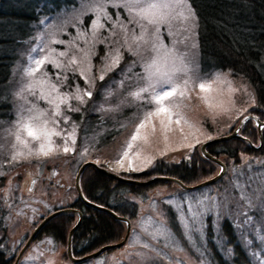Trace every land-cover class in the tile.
I'll use <instances>...</instances> for the list:
<instances>
[{"label":"rangeland","instance_id":"rangeland-1","mask_svg":"<svg viewBox=\"0 0 264 264\" xmlns=\"http://www.w3.org/2000/svg\"><path fill=\"white\" fill-rule=\"evenodd\" d=\"M124 2L125 0H95V2H93V0H78L76 4L70 8L42 17L37 21L35 34L30 40H28L26 46H23V52L14 64L15 66H13L11 72L13 81L12 115L9 121L0 124V164L3 165V175H0V196L3 195L6 190H10V195H12V191L14 190L25 192V205L21 204L22 200H19L17 205H19L18 207L25 209V215H27L28 218H25L22 213L13 216L16 209L10 210V221H13L16 216H22L24 219L20 220V222L18 221L15 229L10 228L7 231L8 255L12 254L13 251L15 254L17 253L19 247L23 243L18 242L21 240L24 241L30 228L38 221V215L45 213V209H41L39 205H44L43 202H45V204L48 203L53 206L56 204V206H59L66 203L67 200L72 199L74 190L71 188V185L73 183L75 169L71 164V157L76 154L80 142H82V146L79 148L80 150L78 149L79 152L77 154L80 153L81 155L82 152L87 150V155L85 156L86 159H92L96 163L99 162V164H103L109 168L117 167L115 164L117 153L121 151L125 141H127L134 132L135 126L139 123V120L143 118L144 112L151 110L142 107L144 99H146L149 94L141 92L139 97H132L129 95L131 92H139L141 88L148 87L149 81L145 79L137 82L136 79L137 73L145 76L147 75L145 73L146 65L152 64L153 72H156L157 69L174 72L176 68L182 66V57L185 54H191L190 58L193 59L198 73L202 77H205L208 82L214 81L213 87L217 90V93H220L221 98L225 101H227L229 97L235 100V108L239 109V114L236 110H233L226 115H217L216 113L209 112L196 96V93L199 91L198 88L192 92L190 102L187 99L184 100V103L188 105V107L183 109V112L186 118L204 134L200 136L201 139H204L206 135L218 137L221 134L229 132V130H231V128L237 123L240 116L245 113L244 110L246 107L253 104V96L249 94L254 92L253 88L241 74H234L229 70H209L207 73L211 75H205L199 72L197 48L192 49L191 47L193 43L196 44V35L194 39L188 41L187 44L181 43V41L184 40V37L188 35L187 30L191 28L192 21L185 19V17L188 16V12L185 8L179 5L178 0H150V2L157 4L166 2L170 6L168 9L170 17L169 21L166 24L159 25L161 35L166 37V39L163 40V45H166V47H162L161 44H156L155 51L151 50V44L155 43L153 38L154 29L151 26H148L146 21H142L140 17L136 15L138 9L134 10L133 13H129L123 6ZM187 4L189 5L188 0ZM118 12L120 14L121 22L124 25H127L128 29L127 44H124L121 49L124 56H126V59L125 61H121L118 66L117 69L120 70H115L114 72H111V74L108 73L110 81L106 82L110 85L115 81L114 91L111 90L114 95L113 97H110V101H113L118 97L116 99V102L118 103V99L120 98L119 95H121L122 99H119V101H125L122 107L130 104L129 100L136 104V106L131 105L134 108V114L131 116L132 118L129 120V123L109 141V143L98 148H92L90 142L87 141V138L80 137L76 140L77 131L76 128H74L75 124L73 121L67 125L61 123L60 129L64 131L65 135L70 132L74 134L76 150L67 154H64L61 151L58 156L47 158L48 160L45 162L42 176L34 181L31 190L28 191L29 178L31 175L35 174L39 159L33 156L30 161L20 160L16 163L11 161L13 145L16 143L13 134L16 130L14 125L18 119L19 109L23 106L25 116L28 115L27 109L31 108L32 105L38 106L40 109L44 110L46 114L50 112L52 110V105H49L47 100L39 99V97L43 93L45 96L54 99L56 103H59L57 97L60 93L53 92L51 89V84L57 83L55 80V73H61L59 87L62 92L69 91V88L64 86L63 76H68L70 73L73 74L72 68H83L89 80H97L106 65L111 64L112 56L115 55V49L121 47V44L124 43V32L119 28H113V25L117 20ZM106 13L111 15V20H106ZM46 17L48 19L44 23H41ZM129 19L140 20L141 23H144L146 27H148V32H142V29L136 23L129 24ZM93 20L98 22L95 27V38L93 37ZM99 25H103L104 27L101 28ZM133 30L135 37H140L141 35L144 37L143 40L139 41V44L134 42ZM110 31H115L116 35L111 37L110 40H105L104 43H99L98 41L100 39L109 36ZM78 33L83 34L78 35ZM73 38H75L74 41ZM149 40H151V43L145 45V41ZM58 41H64V43H58ZM85 41H87V43ZM117 41H119V43H117ZM73 43L75 47L71 46ZM129 47L132 48L131 52L128 51ZM146 47L148 50H145ZM99 49L102 53L99 55L98 63H95L93 57L95 54H98ZM61 51L67 52L68 55L60 57L59 53ZM46 56L49 58V61H57L63 65H67L72 56H76L77 65L57 69L54 64L49 62L45 66H42V71L29 75L28 70L36 67L35 60L42 59ZM130 66H133L132 71L128 74L130 84H125L121 87L120 82L124 79V73ZM89 67H91L90 72L88 71ZM116 72L118 74L117 77L115 75ZM215 74H219V79H216ZM75 75L79 76V71L75 72ZM176 82L182 85L183 77L176 80ZM198 82L199 81H197V83ZM69 83L72 85V90L74 91L77 81L72 79ZM78 83L82 89L88 87L83 78H81V82ZM151 83H155V80L151 81ZM230 88H236L239 89V91L233 93L230 91ZM100 89L102 97L104 96L105 90H110V88L105 89V87H101ZM119 91H123L122 94L119 93ZM17 93H20V95H17ZM137 102L139 104H137ZM177 102H179V98H177ZM69 104L77 106L76 102L71 99L68 100L67 104H62L61 110L65 111V114L67 115L68 113L66 112V109ZM261 114H264V109H262ZM173 127L175 128V125H173ZM157 129H159L158 122ZM148 131L150 132L151 130L148 129ZM188 131L189 129L185 126V132ZM24 135H26V133ZM168 136L169 146L166 153L171 152L172 150L185 149L180 146L182 137L178 129L168 133ZM221 139L231 140L233 138L222 137ZM54 140L60 144L62 148L63 141L57 137H54ZM149 141L150 146L138 142L139 147L136 148L137 151H141L142 157H156L153 166L140 172L143 174L148 173V171L152 174L156 162H162L164 165L173 163V161L168 162L166 159L159 156L160 151H165L163 136L159 131L155 136H150ZM247 141L253 143V145L258 144L256 137ZM249 142L245 143L246 145L244 148H251L252 145H250ZM216 143L218 142L216 141ZM69 146H71V141H69ZM260 147L261 145L257 147L258 150H255V152L242 149L237 152L236 158L229 160L223 159L225 164H227L224 174L216 181L194 189L180 188L173 183L174 181L170 182L166 180H158V178H156V184L148 189L146 199L139 201L137 218L131 219L132 231H130L127 241L119 247L109 248L93 258L75 264H98V262H102V264H140L141 258L137 253L144 251L143 243L145 240L150 239L146 233L156 231L148 218L154 220L166 219L168 227L171 229V232L175 234L174 240L178 241L179 244L183 246L180 248L176 243H170V246L164 247V241H161L159 247L168 254L167 256L160 257L161 264H181V262L182 264H198V260L195 259V256H193L189 248L185 247L191 246V244H189L184 238L180 222L177 220L181 196L202 198L205 195H209L217 197L218 201H220L223 200L225 195H227L229 198L227 208L218 209V211L222 213L221 218L227 216L232 220L231 223L233 222L234 225L239 221L241 227L237 228L233 226L237 239L242 242L243 247L247 249L248 253L260 252L261 245L259 240H256L255 237L258 234V230L261 228V222L264 221V216L257 213L255 209L250 210L248 211V214L253 216V222L250 225H244L243 220L245 217L242 213L248 210L247 202L241 200V190L235 189V185L238 183L240 187L250 195H258V190L261 187H264V175H262V173H264V164L261 163L264 162V147L259 149ZM220 155L221 158H223L222 154ZM177 162H183L182 164L186 163L184 157L181 159L178 158ZM196 162L199 163L198 156L195 157L192 164H196ZM215 169H218L217 165ZM48 171H54V174L51 175V179H48ZM185 174L187 177L193 176L194 179L191 180H196L195 182H198V180L201 179H206V177L203 178V176L200 177V175L195 176L189 171L188 174L186 172ZM143 176L144 175H142V177ZM58 180L63 184H57L56 181ZM191 180L189 181L191 182ZM125 192L126 191H118V196L122 198ZM170 197L176 200L177 207L173 208L163 204V201ZM127 200L132 204L136 203L134 195L129 194ZM30 201H32V203ZM153 203L156 204V208L152 207ZM7 205L10 204L8 203ZM161 210L166 213L163 217L158 214ZM26 212H32L34 215L30 217ZM229 213L231 214L230 216ZM141 218H143V224H138V221H140ZM215 218V214L207 218L213 233H216V230L218 229V227L214 229L212 226ZM220 220L219 223L223 221V224L227 225L226 218ZM113 225L115 227V239L117 240L114 239L111 242H117L124 236L126 228L123 224ZM134 229L135 232L133 231ZM249 233H251V235H249ZM196 238L198 242H201L202 244L203 240L198 236ZM48 240H51V238L46 235H41V238L33 240L24 250L20 261H25L26 257L31 256L32 259H29L27 264H72L66 255L65 243L49 244L47 243ZM246 240L253 241L251 247H248L245 243ZM151 242L155 243V241ZM249 258L250 260L252 259L250 256Z\"/></svg>","mask_w":264,"mask_h":264},{"label":"trees","instance_id":"trees-1","mask_svg":"<svg viewBox=\"0 0 264 264\" xmlns=\"http://www.w3.org/2000/svg\"><path fill=\"white\" fill-rule=\"evenodd\" d=\"M77 1L0 0V101L6 97V102H0V124L9 121L11 118L13 106L11 72L23 52V46H26L28 40L35 34L37 21L42 17L70 8ZM189 4L196 14L199 72L208 74L209 70H229L234 74H241L253 88L256 104L261 106L259 108L264 109V68L260 67V65H264V0H189ZM101 53L99 49L98 54L94 55L95 63H98ZM125 59L126 56L122 61H125ZM115 75L117 77V72ZM75 76L79 77L78 75ZM68 77L70 82L73 74L70 73ZM75 81L77 83L81 82V78L75 79ZM106 81H110L109 75L103 82L96 80L98 87L94 90V103L97 107L105 102L104 96H101L102 92L99 85L114 91V84L108 85ZM122 92L119 91L121 94ZM119 96V99H122V96ZM117 98L110 101L109 97L105 107H115L120 104L121 100L118 99L117 103ZM129 102L130 104L121 107L117 112H97L91 103L81 106L82 114L67 112L71 117V121L75 124L76 140L80 137L87 138L92 148H98L109 143L129 123L131 116L134 114V108L131 105L136 106V104L131 100ZM137 104L139 103L137 102ZM85 109L89 110L85 111ZM248 126L252 138H255L257 135L256 129L251 125ZM217 142L212 147L215 148L216 153L222 154L225 160L236 158L237 152L242 149L251 152L258 150L247 146V148H244L246 144L240 138ZM81 146L82 142H80L78 149ZM263 147L264 135L259 149ZM78 149L76 154L71 157L74 171L86 159V155L81 157L80 153L77 154L80 150ZM213 153L215 154V152ZM198 160L199 163L196 162V164H192L194 160L191 164L177 162L164 165L162 162H158L152 174L160 173L176 176L186 183H192L194 177H187L185 172L188 174L189 171L195 176L200 175L203 178L213 174L216 168L214 162L204 160L199 156ZM129 175L142 179L151 175V173L148 171L144 174L139 172L130 173ZM142 175L144 176L142 177ZM154 184H156L155 181L147 184L119 181L100 172L91 164H86L79 174V185L83 195L88 198L87 201L96 205H103L118 214L135 219L138 214L139 201L146 199L148 189ZM118 191L126 192L121 198L118 196ZM129 194L135 196L136 203L132 204L127 200ZM0 197L3 200V196ZM30 202L32 203V201ZM43 203L45 205V202ZM46 204L51 206V204ZM0 206H2L1 203ZM72 206L82 215L79 224L72 231L70 237L71 251L74 255L79 256L90 252L98 246L115 239L113 224L122 225V221L100 207L87 204L79 197L73 200ZM26 213L30 217L34 215L32 212ZM10 217L11 214L8 210L3 207L0 208V245L4 247V249H0V264L9 263L7 259L3 260V252L8 250L6 245L7 230L11 225ZM25 217L28 218L27 215ZM76 217L77 214L74 212L59 213L50 217L35 233L34 240L41 238V235H46L51 238L52 243L64 244L68 229L74 223ZM226 220L227 225H224L223 221L219 223L218 235L214 234L211 238L203 240L202 244L195 240V243L191 246H186L195 256V259L200 260V256L203 254V258L208 261V264H225L224 251L227 250V246H231L235 252L231 264H249L245 247L237 239V235L233 230L234 223H231L232 220L228 217ZM216 237L226 239L222 251L217 248V242H214Z\"/></svg>","mask_w":264,"mask_h":264},{"label":"snow or ice","instance_id":"snow-or-ice-1","mask_svg":"<svg viewBox=\"0 0 264 264\" xmlns=\"http://www.w3.org/2000/svg\"><path fill=\"white\" fill-rule=\"evenodd\" d=\"M95 2V0H93ZM178 3L181 7L185 8L188 12V16L185 19L192 21L191 28L188 29V35L184 37V40L181 43L187 44L188 41L193 40L196 33L195 29L196 24V14L192 11L190 5L187 4V0H178ZM146 5V6H142ZM118 6V5H117ZM129 13L136 11V15L140 17L142 21H146L148 26H151L154 29L153 38L155 43L151 44V50H156V44L163 45V40L166 37L161 35V30L159 25L166 24L169 17V4L168 3H154L150 0H125L123 5ZM106 20H111V15L105 14ZM48 18H44L41 23H44ZM97 21L93 20V37L95 38V27L97 26ZM136 23L142 29V32H148V27L144 23H141L140 20L129 19V24ZM99 27H104L99 25ZM113 28H119L125 34L124 43L121 44V47L115 49V55L112 56L111 64L106 65L105 69L101 72L98 77V80L103 82L106 80V76L110 72L117 70L121 61L124 59V54L122 48L124 44H127V25H124L121 22L120 14L117 13V20L115 21ZM83 33H78L82 35ZM116 35L115 31H110L109 36L100 39L99 43H104L105 40H110L111 37ZM143 35L140 37H135L133 30V39L134 42L139 44L140 40H143ZM75 38H73V41ZM87 43V41H85ZM58 43H64V41H58ZM119 43V41H117ZM151 43V40L145 41V45ZM71 46L75 47L74 43ZM192 49H196L197 45L193 43L191 45ZM145 50H148L147 47ZM128 51H132V48L129 47ZM68 53L61 51L59 53L60 57L67 56ZM191 54H185L182 57L183 63L182 66L176 68L174 72L161 71L159 69L156 72H153V65L148 64L145 66L146 76L140 73L136 74L137 82L141 80L149 81L148 87L141 88L139 92L129 93L132 97H139L140 93L149 94L146 99H144L142 107L144 109H151L144 112L143 118L139 120V123L136 124L134 132L131 134L130 138L125 141V144L122 146L121 151L117 153V158L115 159L116 168H108V171L115 172L117 175L121 173H138L143 172L145 169L153 166L154 156H144L142 157L141 151H137L136 148L139 147L138 142H142L145 145L150 146L149 137L155 136L159 131L163 136V142L165 146V151H160L159 156L163 157L166 154V150L169 146V136L168 133L176 131L177 129L181 133V147L187 149L188 153L191 154L195 151L197 145H203L206 141L214 139L212 135H206L204 139H201L200 136L204 135L199 128H196L185 116L183 109L188 107L184 103V100L191 101L192 92L198 88L196 93L197 98L202 103V105L212 113L219 114H228L233 110H236L239 114V109L235 108V100L231 97L227 101L221 98L220 93H217V90L213 87V82H208L205 77H202L198 71L197 67L194 64ZM51 62L55 65V68L60 69L62 67L68 68L73 65H77L76 56L68 61L67 65H63L57 61H49V58L46 56L42 59L35 60V68L29 69V75L32 73H37L42 71V66H45ZM135 63V62H134ZM134 66V65H133ZM130 66L128 70L124 73V79L121 80L120 86L123 87L125 84H130L128 80V74L132 71ZM261 68H264V65H260ZM79 71V77L75 76V72ZM88 71H91V67L88 68ZM73 77L72 79L83 78L84 82L88 87L81 88L79 83L75 85V90H72V85L69 83V77L67 75L63 76V83L65 87L69 88V91L62 92L59 87V82L61 81V73H55V80L57 83L51 84V89L53 92H59L60 95L57 97L59 103H56L54 99L45 96L43 93L40 95L39 99L47 100L49 105H52V110L45 113L44 110L40 109L36 105H32L31 108L27 109L28 115L25 116L23 106L18 111V119L16 121L15 136L16 143L13 145V150L11 153V161L13 163L19 162L20 160L30 161V159L35 156L37 159L42 158H52L58 156L61 151L64 154L73 152L76 150V140L72 132L67 135L64 134V131L60 129V124L63 123L67 125L71 122V117L65 114V111L61 110L62 104H67L68 100H74L77 106L68 105L66 112L81 113V106L87 104H93V108L100 113L106 112H117L124 105L125 101L122 100L120 104L115 107H105V103H108V98L113 97L114 93L111 90H105L104 98L105 102L101 103L98 107L95 105V92L94 90L98 87L95 79L89 80L85 74L83 68H72ZM211 75V74H209ZM216 79H219V74H215ZM183 77L182 85L177 83L176 80ZM155 80V83L151 81ZM197 81H199L197 83ZM42 82V81H41ZM115 81H113V84ZM231 83V82H229ZM103 87V85H99ZM111 87V86H110ZM230 91L235 93L239 91L236 88H230ZM215 93V94H214ZM253 96V105L261 107L256 104L254 98V92L249 93ZM20 95V93H17ZM179 98V102H177ZM6 102V97L0 101ZM89 109H85L88 111ZM244 111H247L245 109ZM257 120L258 117H252L250 115H244L243 120ZM157 122L159 124V129H157ZM175 125V128L173 127ZM185 126L189 129L188 132H185ZM75 128V125H74ZM148 129L151 131L149 132ZM261 130L264 131V124H261ZM26 133V135H24ZM199 133V134H197ZM54 137L60 138L63 141V146L58 144ZM69 141H71V146H69ZM87 155V150L81 153V157ZM190 159L191 156L188 155L185 157ZM99 163V162H97ZM264 164V162H261ZM43 164H40L42 170ZM103 167V165H101ZM3 165L0 164V175H3L2 172ZM224 169H221L223 172ZM264 175V173H262ZM235 189L241 190V200L247 202V211L243 212L245 219L243 220L244 225H250L253 222V216L248 214V211L255 209L257 213L261 216H264V187H261L258 192L259 194L250 195L248 192L244 191L240 185L237 183ZM80 195H83L82 190ZM83 199L86 201L88 198L83 196ZM90 202V201H89ZM229 198L227 195L224 196L223 200L218 201L217 197L205 195L202 198L196 197H180L179 203V212L177 215V220L180 222V226L183 230L184 238L188 241L189 244L195 243V238L198 236L201 240H205V232L208 227L206 221L207 218L215 214V219L213 220V228L218 227L219 220L222 216V213L218 211L220 208H227ZM163 204L170 207H177V202L173 198H168L163 201ZM97 207L103 208V205H96ZM45 207L51 211L49 205L45 204ZM153 208H156V204L153 203ZM239 207V206H238ZM35 211V210H34ZM115 215V213H113ZM159 216L163 217L166 213L161 210ZM231 214L229 213V216ZM77 224L79 223V213H77ZM149 222L156 229L155 232H147L146 235L150 238L145 240L143 243L144 251L137 253L140 256V264H161L160 257L167 256L168 254L164 252L160 247L159 243L164 241V247L170 246V243H176L178 247L182 248L183 246L179 244L178 241L174 240V233L171 232V229L167 225L166 219L154 220L148 218ZM125 223L131 227L129 221L125 219ZM138 224H143V218L138 221ZM235 227H241L240 222L238 221ZM75 227V225H74ZM135 232V229L133 230ZM251 235V233H249ZM256 240H259L261 245L260 252H250L248 255L252 258L250 264H264V221L261 222V228L258 230V234L255 237ZM155 241V243L151 242ZM21 240L18 243H22ZM214 242H219V237H216ZM47 243L51 244L52 240H48ZM245 243L248 247H251L253 241L246 240ZM0 249H3V245H0ZM235 257V252L233 248H228L224 251L225 264H231V260ZM32 259L31 256L26 257L25 261H18L17 264H27V261ZM102 264V262H98ZM182 264V262H181ZM200 264H208L203 258V254L200 256Z\"/></svg>","mask_w":264,"mask_h":264},{"label":"water","instance_id":"water-1","mask_svg":"<svg viewBox=\"0 0 264 264\" xmlns=\"http://www.w3.org/2000/svg\"><path fill=\"white\" fill-rule=\"evenodd\" d=\"M243 120V119H242ZM241 120V121H242ZM240 121V122H241ZM256 121V124H257V127L261 124V123H264V121ZM229 136H232V134H228L226 136H219V137H229ZM205 156L208 157V158H211V159H214L215 161H218L217 159H215L214 157H212L211 155H209L208 153H205ZM219 162V161H218ZM43 164V162H41ZM40 163V164H41ZM40 164H39V170L41 169L40 168ZM86 164H91L93 166H95L100 172L104 173V174H107L113 178H116V179H119V180H122V181H129V182H133V183H138V184H145V183H149L151 182L152 180H154L155 178H166V179H172V180H175L176 182L179 183L180 186L182 187H186L185 185H183L180 181H178L176 178H173V177H170V176H154L152 178H148V179H144V180H138V179H131V178H127V177H123L121 175H117L115 172H111V171H108V168L106 167H101V165H98L96 164L95 162L91 161V160H86V161H83L80 166L78 167L76 173H75V176H74V187L78 193V195L80 196V198L83 199V196L80 195L79 193H81L80 191V188H79V185H78V176H79V173L80 171L82 170V168L86 165ZM224 169V165L221 164V169ZM221 169L219 170V172L214 176V177H211L207 180H204L198 184H195L194 186H197V185H201V184H204V183H207V182H210V181H213L215 178H217L218 176H220L222 174L221 172ZM40 172V171H39ZM85 202L89 203V204H92L94 206H96V204H93L92 202H89V201H86L85 199H83ZM101 208V207H100ZM102 209H105L107 211H109L110 213L113 214V212L109 209V208H106V207H103ZM64 210H75V209H69V208H61V209H58L50 214H48L47 216H45L38 224L37 226L34 228V230L32 231V233L30 234V236L28 237V239L26 240L24 246L29 242V240L31 239V237L33 236L34 232L36 231V229L47 219L49 218L51 215H53L54 213H57V212H60V211H64ZM77 213H79V220H80V212L79 211H76ZM115 217H117L118 219L120 220H124L125 219L128 221L127 218H125L124 216H119V215H116L115 214ZM75 227L77 226V221L75 222ZM74 225L69 229L68 231V236L69 234L71 233V231L75 228ZM128 230H129V226L128 224H126V230H125V233H124V236L122 237V239L118 242H114V243H111V244H104L102 246H100L98 249H96L95 251L93 252H90L88 254H84L80 257H74L71 255V252H70V249H69V239L67 240V255L68 257L72 260V261H81L83 259H86V258H89V257H92V256H95L97 253H99L101 250L107 248V247H113V246H116V245H120L121 243L124 242V240L126 239V236H127V233H128ZM24 246L21 248L20 252L22 251V249L24 248ZM19 252V254H20ZM18 254V255H19ZM17 255V257H18ZM17 257L15 258L14 262L12 264H15V261L17 259Z\"/></svg>","mask_w":264,"mask_h":264},{"label":"flooded vegetation","instance_id":"flooded-vegetation-1","mask_svg":"<svg viewBox=\"0 0 264 264\" xmlns=\"http://www.w3.org/2000/svg\"><path fill=\"white\" fill-rule=\"evenodd\" d=\"M257 130V129H256ZM259 134H260V143H261V145H262V139H263V131H262V133H258V131H257V135H256V137H259ZM244 135H245V137H252V134H251V132H250V130H245L244 131ZM207 144V145H206ZM204 146H205V149L207 150V151H209V153L211 152V154H213V155H215V156H218V155H220V154H218V153H216V151L214 150L215 148H213L212 146L214 145V144H216V142H210V143H206ZM213 152H215V154L213 153ZM191 156H196V155H193V153H192V155ZM52 174H54V171H48V174H47V176H48V179H51V175ZM57 183V182H56ZM7 252V251H6Z\"/></svg>","mask_w":264,"mask_h":264}]
</instances>
